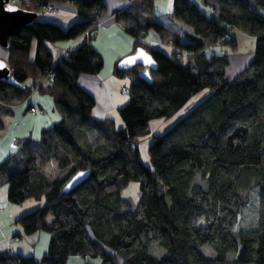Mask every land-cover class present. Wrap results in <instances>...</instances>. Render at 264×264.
<instances>
[{
    "label": "trees",
    "instance_id": "obj_1",
    "mask_svg": "<svg viewBox=\"0 0 264 264\" xmlns=\"http://www.w3.org/2000/svg\"><path fill=\"white\" fill-rule=\"evenodd\" d=\"M50 1L14 3L42 15ZM64 1L76 7L77 21L62 29L38 17L12 32L5 50L18 85L0 81L1 113L10 114L9 106L37 90L52 97L59 119L37 139H18V152L0 162V187L7 186L9 201L44 198L16 222L26 234L48 231V253L36 259L4 249L0 264H67L70 256L100 258L101 264H264V0H200L208 14L194 0H173L172 9L160 13L152 12L154 0H131L116 12V19L126 18L132 51L141 46L156 63L150 81L138 75L145 67L123 71L114 63L117 75H137L119 108L120 128L110 117H94V99L78 84L103 65L92 39L105 0ZM143 12L150 20L137 24ZM148 28L179 52L167 55L144 44ZM234 29L254 36L255 44L252 60L227 79L223 47L236 49ZM77 37L80 42L54 62L46 44ZM214 45L221 52L206 54ZM47 69L52 82L42 80ZM203 90L206 97L177 114ZM174 116L164 131L149 134L150 121ZM144 137L152 138V168L136 147ZM79 171L88 176L64 192ZM133 180L140 181L135 206L122 196ZM151 245L165 256H150ZM205 245L215 257L204 255Z\"/></svg>",
    "mask_w": 264,
    "mask_h": 264
},
{
    "label": "crops",
    "instance_id": "obj_2",
    "mask_svg": "<svg viewBox=\"0 0 264 264\" xmlns=\"http://www.w3.org/2000/svg\"><path fill=\"white\" fill-rule=\"evenodd\" d=\"M127 2L128 0H105L106 10L98 18L95 35L92 39V46L103 58L102 68L95 74H84L78 78V84L89 92L94 99L95 104L92 109V114L96 118H104L108 117L107 114H114L113 117L120 121L116 111L119 113V108L128 101V96L119 93L123 89L127 91L128 88V85L127 87L123 85L124 75L120 76L114 72V63L133 52L132 37L126 32L124 25H120L118 19L115 17L116 12L128 6ZM46 4L50 5V9L43 11L42 15L39 16L40 21L55 23L60 28L66 29L70 24L79 19L76 7L69 1L52 0ZM230 34L235 39L236 49L231 50L228 46L223 47V53L228 55L229 60L228 65L224 67L225 77L227 79H233L248 65L253 58L255 44L254 36L248 35L239 29L232 30ZM80 40L81 37H77L75 39L56 41L53 44L47 43L46 45L53 61L56 62L59 58L65 56L71 48L77 45ZM141 40L144 44L158 48L167 55H170L172 52H179L170 45L161 44L158 36L149 33L148 30L141 35ZM207 50H205L206 54ZM213 52L218 53L217 51ZM230 52L232 53L231 56L229 55ZM34 55L35 40L31 43L29 57L33 58ZM0 58L7 59V53L2 48H0ZM201 92H204V90ZM29 106L41 107L43 113L30 114L27 111ZM9 108L10 114L7 115L2 114V110H0V162L18 152V139H37L43 128L51 126V124L56 123L59 119V114L56 112L51 96L48 94H40L37 90H33L18 105H12ZM45 109L48 110L46 114ZM182 111L183 108L177 114L179 115ZM176 116L163 122L150 121L148 124L149 134L163 131L171 125ZM34 134L38 136L34 137ZM7 145L9 148L8 151H5ZM0 197L2 198V196ZM1 210L0 208V226L1 214L3 212ZM85 262L101 264L100 258L70 256L67 259V264H84Z\"/></svg>",
    "mask_w": 264,
    "mask_h": 264
},
{
    "label": "rangeland",
    "instance_id": "obj_3",
    "mask_svg": "<svg viewBox=\"0 0 264 264\" xmlns=\"http://www.w3.org/2000/svg\"><path fill=\"white\" fill-rule=\"evenodd\" d=\"M194 1L198 4V6L206 14L209 13V8L206 5H204L200 0H194ZM14 2H18V0H14ZM168 5L169 7H167ZM172 7H173V0H154L152 12L153 13L167 12V11H170ZM150 17H151L150 12H143L137 17L138 21L136 23L143 24L144 22L150 20ZM118 22L120 25H125L126 18L120 16L118 18ZM128 23L134 24L135 19H132V21ZM147 30L151 34H156V32L152 28H148ZM207 49H208L207 54H212L213 51L221 52L219 47L215 45L212 46V48L208 47ZM229 55L231 56L232 53L230 52ZM136 78H137V75H135L134 73L130 71L129 72L126 71L123 77L124 79L123 85H125L126 87L127 85L129 86L131 82L136 80ZM119 93L121 95L128 96L129 98L127 91H120ZM207 94L208 92L206 90H204V92L198 93L197 96L191 99L190 102H188L187 105L183 107L184 108L183 112H186L193 105H195L197 101H200L201 99L206 97ZM47 112L48 110L45 109V114ZM116 113L120 121L116 120V118L113 117L114 114H107V115L108 117L112 118L115 121L116 127L120 128L123 125V123H122V120H121V117L118 111H116ZM156 121L163 122L164 120L158 119L152 122H156ZM37 136L38 135L34 134V137H37ZM151 141H152L151 137H144L143 139H141L140 141L136 143V147L138 149L142 163L145 166H148L150 168H152V163H151V160L148 154V146L151 143ZM8 148L9 147L7 145L5 147V151H8ZM50 172L52 171L50 170ZM51 176H54V174L52 173ZM139 187H140V181L133 180V181H130L122 190V196L127 198L132 206H135L136 203L138 202ZM6 191H7L6 185H3L0 187V196H2V198L0 197V205H1L0 208L2 209L1 211H3L1 214V226H0L1 227L0 228V250L9 249L23 256H32V257H35L36 259L41 258L42 256L48 253V244L50 240L49 232L44 229H41V230L39 229L31 234H26L23 232L22 226L18 222H16V219L26 213H29L35 210L36 208L43 206L44 198L27 199L21 203H13L7 199ZM46 221L47 223H50L51 217H48ZM197 223L199 225H204L205 221L203 219H198ZM15 233H19L20 237L15 239L14 238ZM202 252L204 253L206 257L216 256V251L206 245L202 247ZM148 253L150 256L162 258L165 256L166 251L165 249L157 245H151L148 250ZM118 262L119 263L121 262L119 258H118Z\"/></svg>",
    "mask_w": 264,
    "mask_h": 264
},
{
    "label": "water",
    "instance_id": "obj_4",
    "mask_svg": "<svg viewBox=\"0 0 264 264\" xmlns=\"http://www.w3.org/2000/svg\"><path fill=\"white\" fill-rule=\"evenodd\" d=\"M39 16L38 12L23 9L14 4L12 0H0V48L6 50L9 35L19 28L33 23ZM6 60V58H0V81L18 85L10 75ZM137 65L145 67V70L139 72V77L150 81L149 69L155 70L156 63L151 54L143 47H137L134 52L122 57L117 63V67L123 71ZM88 173V171H79L74 174L65 184L63 191L68 192L79 185L88 176Z\"/></svg>",
    "mask_w": 264,
    "mask_h": 264
},
{
    "label": "built area",
    "instance_id": "obj_5",
    "mask_svg": "<svg viewBox=\"0 0 264 264\" xmlns=\"http://www.w3.org/2000/svg\"><path fill=\"white\" fill-rule=\"evenodd\" d=\"M14 1V0H13ZM27 1V0H25ZM131 0H128V4ZM50 9V5L48 4H45L43 6V10H49ZM95 12H98L97 10H95ZM227 39H229V36L226 37ZM44 81H47V82H52L54 80V73L52 72L51 69H47L44 71V78H43ZM123 91H126L125 89H123ZM28 111L30 114H35V113H42L43 110L39 107H34V106H31L28 108Z\"/></svg>",
    "mask_w": 264,
    "mask_h": 264
}]
</instances>
